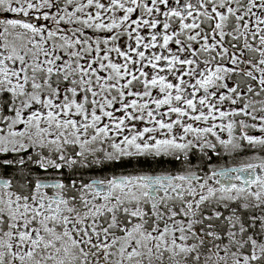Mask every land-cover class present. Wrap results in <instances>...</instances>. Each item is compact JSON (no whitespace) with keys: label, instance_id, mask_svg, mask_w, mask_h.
Segmentation results:
<instances>
[{"label":"snow or ice","instance_id":"snow-or-ice-1","mask_svg":"<svg viewBox=\"0 0 264 264\" xmlns=\"http://www.w3.org/2000/svg\"><path fill=\"white\" fill-rule=\"evenodd\" d=\"M0 264H264V0H0Z\"/></svg>","mask_w":264,"mask_h":264}]
</instances>
